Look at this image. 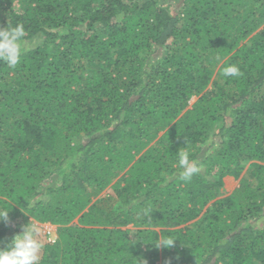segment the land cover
I'll return each instance as SVG.
<instances>
[{"label":"trees","instance_id":"16d2710c","mask_svg":"<svg viewBox=\"0 0 264 264\" xmlns=\"http://www.w3.org/2000/svg\"><path fill=\"white\" fill-rule=\"evenodd\" d=\"M18 22L0 247L28 224L39 264H264V0H0V27Z\"/></svg>","mask_w":264,"mask_h":264},{"label":"clouds","instance_id":"9594fccd","mask_svg":"<svg viewBox=\"0 0 264 264\" xmlns=\"http://www.w3.org/2000/svg\"><path fill=\"white\" fill-rule=\"evenodd\" d=\"M26 35L23 23H17L14 27L7 24L6 27H0V62L6 63L10 67H16L21 60L22 54L26 49L23 46V38ZM225 77H237L241 75L238 66L229 65L222 69ZM187 145V142H186ZM178 175L185 181L191 180L193 175L200 171L198 161L190 158L187 147H181L176 153ZM9 211L4 208L0 209V221H8ZM148 215V212H145ZM161 245L171 247L174 239L164 238L158 239ZM41 249V243L37 239V233L34 227L28 224L23 227L22 231L15 234L10 242L0 247V264H39L40 257L38 255ZM146 264V262H145Z\"/></svg>","mask_w":264,"mask_h":264},{"label":"rangeland","instance_id":"374dc122","mask_svg":"<svg viewBox=\"0 0 264 264\" xmlns=\"http://www.w3.org/2000/svg\"><path fill=\"white\" fill-rule=\"evenodd\" d=\"M173 7H174V6H173V4H172V5H171V8H173ZM23 45H24V46H31V44L28 43V42H23ZM194 100H195V96L191 97L190 100H189V104H191ZM245 175H247V173H245ZM247 176H248V175H247ZM248 179H249V177H248ZM249 180H251V179H249ZM237 184H238L237 182H232L231 185L229 184V187H230V188H233V187L236 186ZM39 223H40V222H38V221L33 222V224H34L35 226H38V227H39V231H38V233L40 234V236H43V238L40 237V239L43 241V240H44V237H45V239H46L47 241L53 243V242L56 240V238H57V233H56L57 226L53 224L54 227L52 226V227L44 228V227L40 226ZM45 223H47V222H45ZM43 224H44V223H43ZM50 228H51V229H50ZM49 229H50V231L54 229V231H51V232H53V235H51V236L49 237V239H50L51 241L48 239V236L44 233L45 231H47V230H49Z\"/></svg>","mask_w":264,"mask_h":264},{"label":"built area","instance_id":"2783aa9c","mask_svg":"<svg viewBox=\"0 0 264 264\" xmlns=\"http://www.w3.org/2000/svg\"><path fill=\"white\" fill-rule=\"evenodd\" d=\"M39 225L40 226H42V227H44V228H48V227H54V225L53 224H51V223H39ZM51 229V228H50ZM50 229L49 230H47V231H45L44 233L48 236V239H49V237L51 236V235H53V232H51V231H54V229L53 230H51L50 231ZM50 240V239H49ZM51 241V240H50Z\"/></svg>","mask_w":264,"mask_h":264}]
</instances>
